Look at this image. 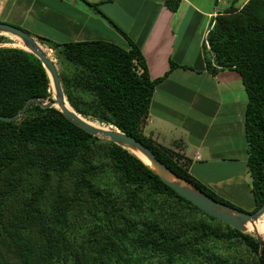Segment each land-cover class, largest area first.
I'll use <instances>...</instances> for the list:
<instances>
[{"label": "trees", "instance_id": "1", "mask_svg": "<svg viewBox=\"0 0 264 264\" xmlns=\"http://www.w3.org/2000/svg\"><path fill=\"white\" fill-rule=\"evenodd\" d=\"M83 1L127 47L34 36L71 66L60 79L72 108L135 137L177 177L242 210L195 178L189 158L143 133L163 77L150 79L140 46ZM236 1L212 17L202 48L210 74L235 70L245 89L252 212L264 203V0ZM163 4L175 12L180 0ZM176 66L170 60L169 69ZM50 87L36 56L0 47V115L14 116L0 120V264H264V240L178 195L130 149L88 133L54 106L32 100L24 107L32 97L52 101Z\"/></svg>", "mask_w": 264, "mask_h": 264}, {"label": "crops", "instance_id": "2", "mask_svg": "<svg viewBox=\"0 0 264 264\" xmlns=\"http://www.w3.org/2000/svg\"><path fill=\"white\" fill-rule=\"evenodd\" d=\"M56 1L51 7L55 13L51 29L69 41L114 37V28L83 0H70L67 8L62 7V0ZM86 1L96 4L103 15L140 46L150 79L163 77L154 88L143 133L189 158V172L216 193L226 190L230 199L254 206L246 167L247 97L240 75L232 69L210 74L199 48L201 37L191 50L185 41L193 20L205 19L207 32L208 21L230 6V0H224L227 5L219 10L180 0L175 12L163 0ZM246 1L237 0L233 5L240 7ZM6 7V15L1 17ZM46 7L47 0H0V18L14 24L25 19L42 21ZM170 60L180 66L169 69ZM241 185L247 195L231 194L230 190Z\"/></svg>", "mask_w": 264, "mask_h": 264}, {"label": "water", "instance_id": "3", "mask_svg": "<svg viewBox=\"0 0 264 264\" xmlns=\"http://www.w3.org/2000/svg\"><path fill=\"white\" fill-rule=\"evenodd\" d=\"M0 31L14 34L25 42V45L29 48V50L40 60L48 74L49 84L51 85L52 81L55 89L52 101L40 102L37 98L32 97L25 102L24 107L32 100L39 103L41 106H54L55 108H58L67 119L88 133L107 138L128 150L129 148H134L138 154L132 152L131 150L129 151L147 164L155 173L159 175L161 180L170 186L178 195L189 200L206 214L223 221L235 229L247 231L246 222H253L264 213V203L256 210L248 212L231 207L230 205L212 198L205 192L193 187L173 174L163 162L156 158L155 154L146 145L137 140L135 137L125 134L117 128L107 127L106 129H97L76 117L64 107L62 99L64 94L55 65L48 55L41 49L36 40L29 33L12 24L0 22ZM20 112L21 111H19V113ZM13 117L14 116L0 115V120L9 121L12 120ZM140 155L145 157L148 162H146ZM171 176L176 178V180H172Z\"/></svg>", "mask_w": 264, "mask_h": 264}, {"label": "rangeland", "instance_id": "4", "mask_svg": "<svg viewBox=\"0 0 264 264\" xmlns=\"http://www.w3.org/2000/svg\"><path fill=\"white\" fill-rule=\"evenodd\" d=\"M42 1V0H40ZM193 2H196L199 6L201 7H206V8H215L217 10L222 9L223 6L225 5H229L232 0H230L227 4L224 0H192ZM48 2V7H46L45 9V17L42 21H38L36 19L30 20V19H25L22 23H10L7 21H4V19L0 18V22H4V23H8V24H12L14 26H17L25 31H27L35 40L36 42L39 44V46L41 47V49L48 55V57L53 61L56 71L58 73V77H59V81H60V85L62 87L63 90V85H62V81L60 79V76L62 75L63 72H70V68L71 67L67 62H65L63 59L58 58L57 52L54 50H51L49 48V46L47 45L46 42L40 40L39 36L42 37H46L51 41H57V42H62V41H69V39H67L61 32L56 31L55 29H51V25L50 23H53L55 21V13L53 12L52 8L54 6L55 3H58L56 0H47ZM66 2L70 3V0H62V7H64V5H66L67 8V4ZM80 5V3L78 4ZM8 10V7H6L3 10V13L1 14V17H4L6 15L5 11ZM125 13V12H123ZM54 17V18H53ZM50 21V22H49ZM210 21V20H209ZM209 21L207 23V26L209 24ZM205 19L204 20H199V21H192V23L189 25L188 30H187V38H186V46H189L190 48H188V50H191V48H193L194 46L196 47L198 44V39L199 37H201L200 40V50L203 52L205 50H203L202 45L205 44V37H206V28H205ZM188 25H185V27ZM114 30V37H111L109 35H107L108 37H104V39L109 40L111 42H114L115 44L126 48L127 47V42L126 40H124V38H122L120 36V34H118L116 32L115 29ZM37 36V37H34ZM100 38H102V36L98 35ZM178 42H180V40H178ZM206 45V44H205ZM0 47H15V48H19L22 49L26 52L32 53L29 48L25 45V42L20 39L18 36L11 34V33H5L3 31H0ZM33 54V53H32ZM34 55V54H33ZM207 55L209 56V52L207 51ZM35 56V55H34ZM47 73V72H46ZM48 75V74H47ZM50 89L52 92V97H54V92L55 89L53 87L52 81H51V85H50ZM63 103L65 106H67L68 108H70L73 112H75L77 115H79V118L92 124L95 127H102L103 129H106L107 127L110 128H115L112 125L109 124H105L103 122H100L99 120L92 118V117H84L83 115H81L80 113H78L77 111H75L72 106L68 103V100L66 98V95L63 91ZM100 137V136H99ZM104 138V137H101ZM228 185V184H225ZM114 188V186H113ZM231 194H235L236 196H244L247 195L246 194V190L244 189V186L241 185V188H237L234 190H230ZM219 196H221L222 198H224L225 200L229 201L230 203H232L233 205L239 207L240 209L244 210V211H251L253 209V205H250V203H245L244 205L230 199L229 197H227L229 195V193L226 190H223V193H217ZM245 200H248L245 199ZM251 201V199H250ZM249 201V202H250ZM247 202V201H245ZM77 216H74V220L77 219ZM246 227H247V231H249L250 233H252L257 239L259 238L260 241L264 240V213L258 217V219H256L255 221L251 222L248 221L246 222ZM83 230L81 229L80 232H82Z\"/></svg>", "mask_w": 264, "mask_h": 264}, {"label": "bare ground", "instance_id": "5", "mask_svg": "<svg viewBox=\"0 0 264 264\" xmlns=\"http://www.w3.org/2000/svg\"><path fill=\"white\" fill-rule=\"evenodd\" d=\"M56 105V104H55ZM63 105H64V103H63ZM64 107L66 108V109H68L72 114H74L76 117H78L79 118V115H77L75 112H73L70 108H68L67 106H65L64 105ZM80 119V118H79ZM82 120V119H81ZM82 121H84V120H82ZM84 122H86V121H84ZM86 123H88V122H86ZM89 125H92V124H90V123H88ZM93 126V125H92ZM93 127H95V126H93ZM95 128H97V129H103L102 127H95ZM131 151H133V152H135V153H137L136 152V150L134 149V148H129ZM138 154V153H137ZM146 162H148V160L145 158V157H143L142 155H140ZM171 179L172 180H176V178H174L173 176H171Z\"/></svg>", "mask_w": 264, "mask_h": 264}]
</instances>
